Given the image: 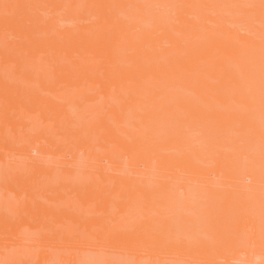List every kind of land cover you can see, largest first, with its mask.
I'll return each mask as SVG.
<instances>
[{
    "label": "bare ground",
    "instance_id": "1",
    "mask_svg": "<svg viewBox=\"0 0 264 264\" xmlns=\"http://www.w3.org/2000/svg\"><path fill=\"white\" fill-rule=\"evenodd\" d=\"M7 1H9V0H0V19H1L0 22L3 23L4 21H6L5 23H7L9 21L10 23H12L11 21H14V23H12V25L18 27L17 29L19 30V32L17 34L18 30L12 29V27L10 28V26L8 25L9 22H8V24L4 25V27H6V28H4L3 26L0 25V29H1L0 34H1L3 28L5 29L3 31H6L7 33L6 34L3 33L2 35L8 34L7 36H0V38L3 40L4 37H7V42L11 40V44H14L13 45L14 48L12 46L11 47L12 49L9 50V51H11V50L12 51L8 52V54L5 55V61H7L8 59H10V60L7 62H5L3 60L0 63L5 62L4 63L5 66L7 65L9 67L12 65H8V64H10V62H12V63L14 62L13 67H16L14 65L17 64V66H20L22 68L21 65L22 64L24 65L23 59L27 58V55L33 53L32 55H29L28 57L31 58L30 56H32V57L34 56L33 58H31V60H34V61L38 60V63H37V64H39L38 67L33 66L36 61L35 62L34 61L29 62L28 61L29 64L32 63V64H30L31 66H29L30 68H32V70L26 66H23V69H24V67H26V70H24V72L25 71H31L33 73L32 75L34 76L33 78H35V79H36L35 74L38 73V75L40 77H38L36 74L37 82L35 81V79L32 80V82H34V81L36 82L37 86L39 85L38 84V83H40L39 81L43 78V76L46 72H50L49 75L51 74L54 77L53 68L55 67L54 64L59 62L57 60H62V62H63V59L65 60V57H66V59L70 58V57H67L65 50H63L66 48L65 45H67V47H68V44L75 46L76 48H74V50L78 48V51L75 50V52H76L75 56L77 57V55H80V56H78L80 61H82V60L86 61L87 58H92V56L90 57V55H92V54L89 55V53L91 52L89 49L90 48L89 45L95 44L96 43L95 41H97V43H100V42L102 43V41L105 40V38H108V36L110 35V39H106L103 42V44H105V42L108 44V46L105 45V47L107 46L108 48H104V50H105L104 52H106L105 56H103L104 55L103 50L101 51V49H103V48L101 46L99 47V52L101 51L103 53V54H101V56H103V58L100 59L102 66L99 64L100 67L97 66V68L103 67L101 69L102 73L104 71L107 72L109 70V68H110V70H109L110 73H112V71L115 72L116 69H118V72L116 71V74H112V75H114V77H116L117 79H120V80H117V79H116L117 81L112 80L113 77L112 78L110 77L112 75H108V74H105V75H107V77L109 76L108 78L106 77L107 79L106 78L102 79L100 77L103 81L108 80L107 83H109L107 85L108 87H105V89H103L105 91L107 90V92L104 94L99 93V95L102 94L104 96H102V95L97 96L98 94H96V93H91V94L89 93L88 94L87 89L90 88L91 86H88V88L85 89L83 92L79 91L80 94H83L82 97L77 92L78 94L76 95V98L74 99L73 96H75L76 93L72 94L73 90L72 91L69 90L68 93L61 96V98H60L61 100L59 99L60 102L58 104V108L61 109V114H59L60 115L59 116V122H60L59 126L65 125L66 127H61L63 129L65 128L63 131H61V129H59V128H56L55 130L53 129V131L51 133V137L53 139L52 144H55L58 141L59 137H61L63 135L65 136V134H67V135L69 134L71 137L73 130H76L75 128H78L81 125H83L85 127L87 122H92L93 118L98 119V122L91 123V124L96 123V126L92 125V127H94V128L91 127V130L92 129H95V130H92V132L90 129L88 131L85 130L86 134H84V135H85L86 139L84 140L85 141L84 142V148H82L83 150H82L81 154H77V153H76V155L74 154L75 155L74 158L81 160V163H80L81 165L78 164L79 168L76 169L75 167H69L70 170H68V169H64L65 167H63L60 170L64 169V170H68L69 173H72V170L74 169L73 171L75 173L77 171H80V170L81 171L79 173H81L84 170H82V168L80 169V167H82L86 164H89V163H87L88 160L86 158H88L90 155L92 157V154H93V156L97 155L96 150L98 147H101V146L104 147V148L101 147L103 151L105 150V147H107V149H108V147H109V149L112 147V150L114 149L115 152L120 149L121 151L116 152V153H120L122 157L126 156L130 160H135V159L140 160L141 161L140 163H142V167L144 166V169L142 170L143 172L140 171L141 169L138 170V172L140 171L139 172L140 174L145 172L146 174L145 173L144 174L147 175V178L145 180L143 179V181L140 183L141 184L140 186L136 187V185H134V183H132V184L130 183L131 182L130 181L131 180L130 179L131 174L138 175L139 173L137 171H136L137 173H131L130 175H128L129 172L126 171V175L124 174L121 177V179L117 178L112 182V184L111 183L108 184L109 188H107V185H106L108 182L105 183L104 185L101 184L102 186L99 185L103 190H106L108 192L107 193L108 196L106 195L105 196L106 198L104 197L105 198L104 205H106V206H104L103 209L99 210V212L104 211L102 213L103 215L102 214L98 215L99 217H102V218L103 217H110V218L111 217H118L117 219H120L119 217H132V218L133 217H144V218L145 217H148V218L149 217L150 218L151 217H158V219H159V217H164L162 222H164L166 220L168 221V217H174V218L175 217H181V218L187 217V220H188V217H191V218L194 217V221L199 220L202 217L203 219L206 218V220H203V222L206 221L204 223L201 220V223L204 224L205 226H203V227L201 226L202 228L199 226L200 230L196 228L197 230L202 231V229H204V227H205V230L207 232H209V229H210V232L212 234V226L211 225H215L216 231L218 229L223 234V236H224L223 238H225L226 233H229V235H231V237L235 236V235H232L230 233V231H228V232L226 231V233H225L224 229H227V228H231V230H232V228L234 229L233 226H235L234 224H236V220H238V218H239L238 213L239 212L242 213V211H243V213H245L246 210L250 211V208H253V205L255 206L256 203L258 205L259 202L262 200L261 203L258 206H255V208H253L252 212L251 211L250 212H251V215H253V213L255 214V212H257L256 208L259 209V206H261V204H262V208L260 207L259 212L255 214V215H258L257 218L255 219V222H257L259 220V218L263 217L262 218V224H261L260 228H262V230H264V227H263V225H264V223H263L264 222V207L263 206L264 205L262 203V202H264L263 201L264 200V190H263L264 188L262 190H260L261 185L259 187V183L261 182L260 181L261 179L258 177L259 173L256 174L254 172L255 167H256V170L261 169V171L264 168V166H262L260 168L261 164L264 163V161H263L264 159L262 158V156L264 155V150H262V147L264 149V146H263V144H264V0H14V1H16V3L12 2V0H10L12 2V5L14 3L16 4V5L14 4L16 8L15 7L11 8V5H8L11 2L7 3ZM18 3L20 5H18ZM19 7H22V8L19 9ZM7 8H9V10ZM1 9L3 10V12L5 14L1 13L2 12ZM5 9L8 12L9 11L10 12L13 11V12H11V13L9 12L10 13V15H9L8 13H6ZM26 9L27 10L30 9L31 11L29 12V10L27 11ZM26 12H29V13H26ZM1 14H4V15H1ZM7 18H9V19L7 20ZM11 18H13V19H11ZM21 18H25V21H28L29 24H28V22H24V19L22 20ZM26 18H28V20H26ZM74 21H78L81 23L79 26L80 28L77 26H74L72 24ZM26 24H28V25H26ZM7 26H9V28ZM6 29H8V30H6ZM95 29L99 31L100 35H105L106 37L104 39H102L101 41H99L100 39H98V38L100 36L96 38V36H93V34L91 35V33H90V35L92 37H95V38L91 39V38H86V36H85L84 40H86L87 44H84V45H82V42H80V40L76 39L78 35H80L82 33L87 34L89 32H92ZM75 30H77V32ZM73 31L75 32L74 36L70 38L69 33L73 32ZM10 32L11 33L13 32L12 34H14V36H13L14 38L12 37V35H10ZM21 32H23V33H21ZM9 35L11 36L12 39L10 38L8 40ZM15 36H18L19 38L15 37ZM15 38H18V40ZM100 38H102V37H100ZM20 39L23 41L25 39L26 42L24 41L25 43L22 44L24 47H25V44H27L29 42L27 44V46L25 47L29 50L28 52H26V53H28L27 55H26V53H23L25 49L20 47V46H22L20 44V41H21ZM15 40L17 42H15ZM70 40H72V41L70 42ZM3 41H6V39ZM7 42H2V43H3V45H8V44H6ZM2 43H0V45ZM83 43H85V41ZM103 44H102V46H103ZM71 45H69V46H71ZM46 46H48L50 48L48 49ZM17 49H19V51ZM0 50H1L0 51V55H1L2 49L0 48ZM21 50H23V52ZM39 50H41V51H39ZM43 50H46V51L43 52ZM17 51L19 52V54L17 53ZM56 51H59V54ZM62 51H64L63 54L66 56H64L62 54ZM38 53L40 55H36ZM91 53H93V52H91ZM13 54L15 55V57H17V59H15V60L13 59L14 58ZM57 54H58V56H56ZM9 55L11 57H8ZM59 55L60 56L62 55V56L59 57ZM54 56H55V58H54ZM99 56H100V53H99ZM50 57H52V59ZM50 59L52 60L51 61L52 63L50 62L51 65L49 63L47 64L45 62V61L49 62ZM18 60L20 62H18ZM70 60L72 63L75 62L77 64H80V62H78V60H76L75 57L73 59L71 58ZM100 61L98 63H100ZM103 61H104V63L102 64ZM109 61H110L109 64L111 67L109 66V68H108V64H107L108 70L107 69L104 70V68H106V63H108ZM75 63H73V64H75ZM84 63L82 62V64H84ZM4 64H2L3 69H4ZM77 64H75V65H77ZM82 64H80V65L82 66ZM2 65H0V66H2ZM68 65L71 66L72 64H68ZM48 66L51 69L50 71H49ZM36 68H37V70H36ZM11 69L9 68L10 71L8 69L7 70L9 72H13V73L17 70V69L14 70V68H12V67H11ZM72 69H73V67L72 68L70 67V69L65 74L63 73L64 70L61 71L63 73V75L57 74V77L60 78L61 77L60 75H62L61 79H64L65 76H67V75L69 76V74H70L69 71ZM121 69H123V70H121ZM128 69H130V70L128 71ZM0 70H1V68H0ZM1 71H0V73H1ZM5 71H6V69H5ZM5 71H4V73H1L2 76L3 75L6 76ZM35 71H37V72L35 73ZM19 73L20 72H18V76L22 77ZM102 73H100V74H102ZM9 75H11V73H9ZM15 75H17V73ZM46 75L44 77L47 78L48 75L47 76ZM90 75L92 77H90ZM96 75L99 76L98 74H96ZM120 75H122V76H120ZM74 76H73V78L72 77H69V78L74 79L75 78ZM93 76H94L93 73L92 74L90 73V74L86 75V78L87 77H88V79L91 78V80H90V82H91L95 78ZM102 76H104V74ZM7 78H9V76ZM25 78L26 77H24L23 79H25ZM52 78H49V79H52ZM83 78H85V75ZM15 80H16V78H15ZM19 80H21V79L19 78ZM44 80H47V79H44ZM78 80H80V79L78 78ZM7 81H9V80H7ZM14 81L12 80V82H14ZM28 81L29 80L27 79L26 83H28ZM112 81L113 82L115 81V82L113 83ZM9 82H7V83H9ZM15 82L17 83V81H15ZM71 82H75V81H71ZM16 83H13V84L15 85ZM46 83H49V82H46ZM46 83H44V85ZM50 83L52 84L53 81ZM61 83H66V82L61 81L60 83L59 82H57V84L55 83V85H56L55 88L57 89V91H58V89H61L60 88L62 86ZM77 84L79 85L78 82H77ZM40 85H41V83H40ZM66 85H64L62 88L66 87ZM8 87H9V85H8ZM24 87H25V89L27 88L26 86H24ZM31 87H34V86H31ZM31 87L30 88L28 87V90H26L27 92L25 91L26 94L21 93V95L22 94L25 95L24 100L29 99V97H30V99L33 100L34 95H30V94L32 93L31 91L35 87L34 88H31ZM41 87L42 86H40V88ZM72 87H73V85H72ZM122 87L125 88V90L123 92L121 91V89H123ZM43 88L47 89L49 87H43ZM19 89H17V90H19ZM21 89L19 90V92L21 91ZM70 89H73V88H70ZM22 90H24V89H22ZM64 90H65V88H64ZM98 90H102V89H98ZM37 91L38 90L33 91L32 94H34ZM53 91L56 92L55 89H53ZM85 91H86V93H85ZM89 91H90V89H89ZM96 91L97 90H95L94 92H96ZM119 91L122 92V94H124V92L127 93V94H124L125 96L127 95V97H128V98L126 97L127 99L125 98L126 100L123 99L124 97L122 99H120V100H123V102L118 99V98H121L120 96L122 95V94L120 95ZM11 93L13 94L15 92L13 91ZM27 93L29 94V96ZM61 93L62 92H60V95L63 94V93L62 94ZM78 95L81 98H77ZM105 95H106V98H105ZM118 95H119V97H116ZM35 97H36L37 102L41 101V96L38 93L35 94ZM11 98H13V97H11ZM70 98H72V100H75V101L77 99H79V100L76 101L74 103V105H72V104L69 105L68 102H69ZM16 99H17V97H16ZM114 99H115V101H114ZM52 100H53V98H52ZM1 102H3V104H5V101L1 100L0 104H1ZM45 102L46 101H44V103ZM51 102H53V101H51ZM119 102L121 104H116ZM16 103H19V104H16ZM16 103H15L16 105L13 103L14 106H12V107H11L12 104L11 105L8 103L7 104L12 109L14 107H16V108H14V111H16L17 114H19L22 112V110L24 108L20 112L18 110V106L20 105L21 102H16ZM26 103H28V102H26ZM29 103L31 104V102H29ZM122 103H125V104H122ZM154 103L155 104L157 103V107L155 109L154 108L151 110L149 109L150 110L149 111L148 110L149 106L154 104ZM23 104H25V103L23 102ZM41 104H43V103H41ZM115 104L117 107H119L120 105L122 107L115 109V108H117L116 106L113 107V105H115ZM42 106H44V104L41 105V108H42ZM34 107L32 106L33 109H34ZM47 107L48 106H46L44 108L47 109ZM50 107L52 108L53 106H50ZM0 108L2 109L3 107H0ZM105 109H107V110L104 113L103 111ZM34 111L35 110H33V112ZM12 112H13V110H12ZM23 112H26V109ZM49 112H53L52 109L49 110ZM101 112H103V113H101ZM3 113H4V111H3ZM17 114H16V117H18ZM21 114L23 115L24 113H21ZM21 114H20V116H21ZM42 114H44V113H42ZM47 114H48V112H47ZM94 114L95 115L99 114V115H96V117L92 118V116ZM100 114H102L103 117L101 116V117L97 118L98 116H100ZM24 116L28 117L25 114L22 117H24ZM44 116H45V114H44ZM48 118H46L44 120H47ZM19 119H21V117ZM24 119H26V118H23V120ZM89 119H92V120L89 121ZM39 120H40V118H39ZM30 121H32V120H30ZM46 122H41V123L46 124ZM59 122L57 120V123H59ZM29 123H32V122H29ZM91 124H89V125H91ZM114 125H115V127H114ZM116 125H117V127H119V129L116 128ZM26 126H28V125H26ZM40 126H41V124H40ZM76 126H78V127H76ZM57 127H58V125H57ZM102 127H103L104 131L106 128L107 135H105V136H102V135H104V133H102L104 131L100 130ZM108 127H109V129H108ZM109 130L111 133L109 132V134H108ZM88 132H89V134H88ZM116 132H119V133H116ZM24 134H25V132H24ZM30 134L31 133L26 134V136L27 135L29 136ZM67 135L65 137L69 138L68 137L69 135L68 136ZM123 136L130 137L131 141L127 137V139L130 142L129 141L126 142L125 139H123L124 138ZM101 138L103 140L105 139V141L101 142L102 141ZM259 139H261V140L263 139V140L260 141ZM68 140H70V139H68ZM246 140H248V141H246ZM254 140H256L258 142L256 143V141H254ZM76 141H78L77 138H76ZM259 141H260V143H259ZM41 142L37 144L38 147H40L39 145L41 144ZM69 142H71V141H69ZM240 142H241V144H240ZM253 142H255V146L257 144L261 145V146L258 145V147L259 146L261 147V148L260 147L258 148L259 152H257L258 150H256L257 147H253L254 146ZM261 142L263 144H261ZM114 143L117 145V147L120 146V148L118 147L119 149H115L114 148L115 145H113ZM244 143L246 145H244V147H243ZM41 145H43V143ZM43 146H45V148H43V149H46V145H43ZM240 147H243L241 149L242 151L243 150L245 152L248 151L247 156H248L249 160L248 159L246 160V158H247L246 155H245L246 158L243 159L244 158L243 155L240 156L237 154V151L239 150ZM56 148H58V146ZM74 148H75V146H74ZM249 148H250V150H249ZM253 148H255L254 149L255 152H254ZM53 149L54 148H52V150ZM76 150H79V149H76ZM252 150L254 153L249 152ZM260 150H261V153H260ZM109 151H107L108 153L107 152L106 153L110 156H106L107 154H105V156L107 158L112 157L113 155H115L113 157H117V159L120 158V157H118L119 154L117 155L116 153H113V151L112 152L111 151L109 152ZM23 152H26V151L24 150ZM28 152L30 154L32 153V151H30V150ZM28 152H26V153L28 154ZM37 152L41 153V149H39ZM37 152L34 151V153H37ZM256 152L258 153L259 156L257 158H254L255 157L254 154H257ZM71 153H73V152H71ZM94 153H95V155H94ZM67 155H69V158L67 157ZM71 155H73V154H71ZM252 156H254V157H252ZM66 157L68 158V160L71 158L69 153L66 154L64 159ZM170 157L172 159L174 157V160L173 161L170 160L171 159ZM168 158H170V159H168ZM94 159L96 161V158H94ZM111 159H110L111 163L112 162H113V164L118 163L116 160L115 161L113 160L115 158H113L112 160ZM255 159L256 160L258 159L257 160L258 162ZM259 159H262V161H260ZM92 160H91V162H92ZM167 160H170V161H167ZM245 160H246V162H245ZM83 161H85L86 164L83 165V163H85ZM249 161H251V162H249ZM254 161H256V162H254ZM259 161L261 162V164L259 163ZM22 162H24V161L22 160L21 163ZM89 162H90V159H89ZM100 162H102V160H100ZM136 163H138V162L136 161ZM140 163H139V168L141 166ZM89 165L91 166V164H89ZM89 165H87V166L89 167ZM87 166H86V168H88ZM257 166L259 168H257ZM26 167L27 166H25L24 168H26ZM44 167H47V166H44ZM44 167L42 168L43 171L39 172L40 176L36 175V176H38L37 177L38 179L36 182H34L35 185H32L33 183L30 182L31 184L28 187L31 186L33 188L34 186L37 185V183L40 186L45 184V182H46L45 180L47 179V176H43V175H45L44 172H46V174H48L47 168H49V167L45 168V171H44ZM66 167H68V165ZM252 168H253V172L251 170ZM83 169H85V168H83ZM24 170H26V169H22L21 172L18 171L19 173L16 171V176H18L17 173L20 175ZM241 170H243V171L247 170L248 171L247 173L251 172L250 173L251 174L250 181L248 178H247L248 179V181H247L246 179H244L242 177L245 181H247V182H244L240 176V178H241L240 182L243 181L244 183H247V184H243V183L240 184L239 179L238 180L234 179V177H235L234 175H236L238 171L241 172ZM129 171L131 172V170H129ZM74 172H73V174H75ZM257 172H259V171H257ZM42 173H43V175H41ZM254 173L257 175V177H255ZM182 174H185V175L181 176ZM243 174H244V172H242L241 175H243ZM262 174H261V177H262ZM252 175H254V176H252ZM42 176H43V178H42ZM169 176L171 179L169 178ZM85 177H83V178H85ZM88 178H85L86 180L84 181V182L87 181L86 186L87 185L92 186V184L94 185L95 179L92 177H90L89 179ZM253 178H256L257 181L260 179L257 186H256L257 182L254 181L256 179L251 180ZM42 179H43V182H40V184H39L38 181L39 180L41 181ZM103 180L106 181L107 179L106 180L103 179ZM81 182L83 183V180ZM81 182H79V183L81 184ZM251 182H252V184H251ZM80 184L77 185L79 189L76 187L77 188L76 191L81 190V188H82L81 186H83V184H85V183H83L81 185ZM128 185H129V187H128ZM130 186H132V188ZM125 187H127L126 188L127 190H124ZM135 187H136V189H135ZM30 188L28 190H30ZM43 188H44V186H43ZM232 188L233 189L235 188L234 192L236 190V192H235L236 195L234 194L235 195L234 196L232 194V197L234 196L235 198L233 197L232 198L233 200H232L229 197L228 201L230 199H231V201L229 202V204H227L228 203L227 202L226 203L227 205H226L224 203L227 200V199H225V192L228 193L227 190H229V193H230V191L233 190ZM28 190H26V191L24 190V192H27ZM36 190H39V189L37 188ZM110 190H113V191H110ZM121 190H123L122 194L127 192L128 196L125 195V198L127 196V199H125V198H123V199L114 198L115 197V196H113L114 194L112 195V192L118 193ZM128 190H129V192L130 191L131 192L128 193ZM239 190H240V193H239ZM259 190L262 193L258 192ZM34 191L32 192V194L34 193ZM117 193H116V195H117ZM109 195L112 196L111 199H109V197H110ZM256 195H258V197L254 199L253 197L254 196L256 197ZM32 196H35V195L33 194V195H31V197ZM118 196H122V195L119 194L116 197H118ZM260 197H261V200L258 199ZM119 198H122V197H119ZM252 198H253L254 204L250 203V200ZM2 199L4 200V204H5V201L8 202L11 200V199H9L8 195H4L2 197ZM114 199H115V202H114ZM118 201H119V203L117 204ZM248 203H250V206H251L249 209L247 208ZM20 206H22V205L20 204ZM248 206H249V204H248ZM243 207H244V209H243ZM18 208H19L18 211L20 212L21 211L20 209L23 207H18ZM11 209H13V208H11ZM74 210L75 209H73L72 211H74ZM0 211L4 212V209L0 210ZM249 211H248V213H249ZM4 213H2L1 214L2 216H0V217L7 216L6 214H8L9 212L5 213V214ZM13 214H15V213H13ZM17 214H19V213H17ZM94 215H93V217H96ZM165 217H167L166 220H165ZM196 217H200V218L196 219ZM218 217H223V219H225L224 222L226 223V225H225V223H223L222 225H224L225 227H222V229H219V226L217 228L216 223H218L217 222ZM224 217H226V218L228 217L229 222H230V219L234 220L235 223H233L231 221L233 226H229V222L227 224V222H226L227 219ZM33 218H32L33 220L32 219L31 220L35 223L36 219H35V217H33ZM174 218H171L172 226H173L172 220ZM181 218H179V219H181ZM233 218H235V219H233ZM208 219H209V223H211V224H209L210 226L208 225V227H206L208 224L207 223ZM6 220H7V217H6ZM110 220H112V219H110ZM147 220L148 219L146 218V221ZM154 220H156V219H154ZM169 220H170V218H169ZM185 220H186V218H185ZM30 221H29V223H30ZM48 221H50V220H48ZM135 221H137V220H134V222ZM144 221L145 220H143V223H142V221L140 220L141 223L139 222L137 224L140 227H141V224H143L144 227L146 225V228H147L146 221H145V223H144ZM159 221H161V219H159ZM214 221H215V223H214ZM134 222L132 223V225L135 224ZM180 222L178 221V223H180ZM0 223H2V222H0ZM111 223H112V221H111ZM174 223H175L174 224L175 231L178 232L177 231L178 229L176 227V225L178 226V224L176 222H174ZM183 223L185 224V226H184V224H182V227L184 226L183 229H185V227L187 226L186 225L187 223H185V222H183ZM197 223H199V222L197 221ZM104 225L105 224H103L102 227H104ZM149 225H150V223H149ZM162 225H164V223ZM167 225H168V223H167ZM167 225L165 222V226H167ZM1 226H3V225L1 224L0 227ZM188 226H190V228L195 229L193 226L191 227V225H188ZM258 226L259 225H257L256 227L258 228ZM135 227L133 230H136L137 227L136 228ZM156 227H157V224H156ZM169 227H170V223H169ZM104 228L106 230L107 225ZM158 228L160 230L162 228V226H161V228L160 227H158ZM193 229H191V232L189 231L188 228H187L188 231L187 230H185V231L187 233L189 232L191 234L197 233V231L194 232L195 230H193ZM101 230H99V231L96 230V232L98 231V234L100 233V235H101V232H102ZM133 230H131L132 235L134 234V232H132ZM165 230L166 229H164V231ZM173 230H174V228L171 231L172 234H173ZM160 231H162V229ZM235 231L236 230H234L232 233L234 234ZM110 232H108L107 235L112 234ZM152 232H154V229H153V231H151L149 233L150 236L154 234ZM176 232L171 237L173 239L177 238V240H175V241L177 243H180L179 242L180 239H178V236L176 237V235L178 234ZM256 232L254 234H256ZM139 233H140V230H139ZM144 233L141 234L142 238L144 237ZM165 233L167 234L166 235L167 238L170 237L169 235H171V233L169 230H167ZM257 233H258V235L257 234L256 235L260 236L259 234L261 232L258 231ZM65 234H67V233H65ZM65 234L63 235V237H66ZM145 234H147V236H148V233H145ZM191 234H190V236H191ZM237 234H238V231L236 232V236H237ZM100 235H98L99 237H97V239L102 238V237H100ZM195 235H197V234H195ZM227 235H226V238H227ZM239 235L240 234H238V236ZM261 235H262L261 237L264 240L263 231H262ZM14 236H18V235H14ZM68 236L69 235H67V237H66L67 239H68ZM96 236L97 235H95V237ZM126 236H127V239H129L128 234L125 235L124 238H126ZM135 236H136V234H134V236L129 241L127 239H125L126 241H128L129 246L132 244L131 240L134 241ZM137 236H139V234ZM163 236H165V235H162V237ZM19 237H17V239L20 240L21 237L20 238ZM145 237L143 238V240L146 242L148 239L147 238L145 239ZM165 237H164V241H165L164 245H166V243H167V238L165 239ZM203 237H205L203 241L206 242L205 240H206V237H208V236L205 235ZM210 237L211 236H209L207 239H209ZM261 237H260V239H262ZM137 238L134 242H137V241L139 242L138 239H140V240L142 239L140 236L138 239ZM154 238H155V234H154ZM172 238H168L169 241ZM196 238L193 239V241H190L191 238H189L190 240H187L188 238L186 240H184V241H187L186 245H187V243H189V245H187L186 248H188L191 245V243L194 245V242H196L198 240V237H196ZM252 238H254V237H252ZM108 239H110V238L108 237ZM199 239H200V236H199ZM212 239L213 240L215 239L214 243H216V240H217L218 244L222 243V242L220 243L219 240L217 238H215V236L210 238L209 241H211ZM236 239H237V237H236ZM239 239L241 240V238H239ZM111 240H112V238H111ZM156 240L159 241V239H155L153 241H156ZM263 240H262V242H263ZM18 241H15V242H18ZM64 242H65V240H64ZM138 242H137V246H139ZM204 242H202V244L200 245L201 249L203 248L202 246H203ZM230 242H233V241H228V243H230ZM234 242H233V245H234ZM262 242H261V244H262ZM23 243L26 245L25 242H23ZM129 243H131V244H129ZM237 243H238V241H237ZM237 243H236V245H240ZM169 244H170V242H169ZM174 244H170L168 246V243H167V246L165 248L166 249H167V247L172 248V246L174 248V246H175ZM218 244L216 245V247L218 246ZM27 245H29V244H27ZM154 245L156 247L158 246V244H156V243H154ZM213 245H214V250L213 249L212 250H213V252H215V244H213ZM222 245H226V244L222 243ZM228 245H232V243L228 244ZM31 246L33 247V245H31ZM205 246H206V244H205ZM249 246H250V244H249ZM27 247H29V246H27ZM234 247H231V249ZM253 247L255 248V246H253ZM256 247H257V245H256ZM259 247L261 250L262 249L261 245ZM259 247H258V249H259ZM193 248L194 247H192V250H193ZM209 248H210V246L208 247V249ZM152 249H154V248H152ZM188 249H186V250H188ZM196 249L200 250L198 248V245H197ZM150 250H151V248H150ZM175 250H176V248H175ZM175 250H174L173 254L177 253V252H175ZM192 250L190 248L189 251L191 252ZM202 250H204V248ZM223 250H224L223 251L224 254L227 253V251L225 250L224 247H223ZM154 251H156V250L154 249ZM135 252L136 251L130 252L129 254L135 253ZM169 252L171 253V251H169ZM188 252L186 251V253H188ZM190 252L187 254V256H189L188 258L193 256V255L192 256L189 255V254H191ZM193 252H195V251H193ZM205 252L207 253V251H205ZM138 253H140V252L138 251ZM148 253H149V251H148ZM49 254L50 253H48V255ZM141 254H144V253H141ZM177 254H179V253H177ZM194 254L196 256V253H194ZM145 255H147V253H145ZM215 255L216 254L214 253L213 256H215ZM253 255H254V253H253ZM16 256H17V254H16ZM148 256H150V255H148ZM202 256H205V255H202ZM111 257H109V259ZM151 257H152V254H151ZM177 257L178 256H176V258H175L173 256V259L171 261H166L165 263H162V264H182V260L185 259L183 257H185V256H183V257L180 256V258H177ZM256 257L254 258V260L256 259ZM122 258L121 259L119 258L118 260L119 261L123 260L124 258L123 259ZM132 258H134V257L132 256ZM132 258H130V259H132ZM198 258H199V255H198ZM206 258H208V257H206ZM226 258H231V256L228 255V257H226ZM259 258H260V256H259ZM127 259H129V258H127ZM216 259H215V261H216ZM221 259L223 260V258H221ZM242 259H243V257H242ZM250 259H252V258H250ZM111 260H112V258H111ZM203 260H205V258ZM259 260L261 261V259H259ZM132 261H133V259H132ZM241 261L242 260H240V262ZM247 261H249V258ZM255 261H258V260H255ZM260 261H258L259 262L258 264H260ZM127 262H129V264H131L130 260ZM134 262H136V261H134ZM147 262H148V260H147ZM147 262H145V263H147ZM227 262H229V261H226V263ZM245 262L243 264H245ZM249 262H248V264H249ZM263 262H264V260H263ZM121 263H123V261H121L120 264ZM126 263H123V264H126ZM150 263H151V261H150ZM222 263L223 262H221V264ZM226 263H224V264H226ZM135 264H137V262ZM148 264H149V262H148ZM235 264H237V263H235ZM240 264H242V263H240ZM246 264H247V262H246ZM254 264H255V262H254Z\"/></svg>",
    "mask_w": 264,
    "mask_h": 264
},
{
    "label": "rangeland",
    "instance_id": "2",
    "mask_svg": "<svg viewBox=\"0 0 264 264\" xmlns=\"http://www.w3.org/2000/svg\"><path fill=\"white\" fill-rule=\"evenodd\" d=\"M9 2H11L10 0L9 1H7V3H9ZM12 2H15L16 3V1H14V0H12ZM12 2L11 3H9L8 5H11V8L12 7H15V5L13 6L12 5ZM19 2V1H18ZM7 5V6H8ZM18 5H20L19 3H18ZM16 8V7H15ZM20 8H22V7H19V9ZM8 10H9V8H7ZM17 10V9H16ZM24 10V9H23ZM27 10V9H26ZM29 10V12L31 11L30 9H28ZM27 10V11H28ZM1 13H4L3 12V10L1 9ZM5 11H6V9H5ZM10 12V11H9ZM8 11H6V13H8L9 15H10V13L11 12H13V11H11L10 13H9ZM29 12H26V13H29ZM21 13V12H20ZM25 13V12H24ZM5 14V13H4ZM4 14H1V15H4ZM31 14V13H30ZM27 15V14H26ZM25 15V16H26ZM18 16V15H17ZM10 18V17H9ZM9 18H7V20L9 19ZM15 18V17H14ZM11 19H13V18H11ZM22 20L24 19V22H28V21H25V18H21ZM1 20V19H0ZM3 20V19H2ZM26 20H28V18H26ZM19 21V20H18ZM6 21H4L3 23H1L0 25L1 26H3L4 27V25H6V24H8V22L7 23H5ZM12 23H14V21H11ZM17 22V21H16ZM21 22V21H20ZM19 22V23H20ZM12 23H10L9 22V26H10V28L12 27V29H16V30H18L17 28L18 27H16V26H14V25H12ZM22 23V22H21ZM24 24V23H23ZM28 24H29V22H28ZM28 24H26V25H28ZM74 26H77V27H79L80 26V22H78V21H74L73 23H72ZM9 26H7L8 28H9ZM2 27V28H3ZM4 28H6V27H4ZM2 29V32H1V34H0V36H7V35H2L3 33H7L6 31H3V30H5V29ZM26 28V27H25ZM80 28V27H79ZM1 30V29H0ZM6 30H8V29H6ZM15 31V30H14ZM23 31V30H22ZM76 32H77V30H75ZM18 32H19V30L17 31V34H18ZM9 33V32H8ZM13 33V32H12ZM11 32H10V35H12V37L14 36V34H12ZM21 33H23V32H21ZM74 31L73 32H71V33H69V35H70V38L71 37H73L74 36ZM90 33H91V35L93 34V36H96V38L97 37H102V38H98V39H100L99 41H101L102 39H104L106 36L105 35H100V33H99V31L98 30H93L92 32H89V33H82V34H80V35H78L77 36V38L76 39H78V40H80V42H82V45H84V44H87V42H86V40H84V38H85V36H86V38H91V39H94L95 37H92L91 35H90ZM8 36V40L11 38V36ZM21 35V34H20ZM24 35V34H23ZM90 35V36H89ZM109 35V34H108ZM15 37H18V36H15ZM24 37V36H23ZM14 38V37H13ZM19 38V37H18ZM18 38H15V39H17L18 40ZM25 38V37H24ZM1 39V38H0ZM6 39V41H3V40H5ZM12 39V38H11ZM106 39H110V35L108 36V38H105V40ZM1 39L0 40V43H2V42H7V37H4V39ZM21 40V39H20ZM82 40V41H81ZM96 40V39H95ZM105 40H103L102 41V43L100 42V43H97V41H95L96 43L95 44H91V45H89V49H90V51L91 52H93V53H89V55L90 54H92V55H90V57L92 56V58H87V60L85 61V60H82V61H80V59L78 58V56H80V55H77V57L75 56L76 55V52H75V50H77L78 51V48L77 49H75L74 50V48H76L75 46H72L71 44H68V47H67V45H65V49H63V50H65V53L67 54V57H70L68 60L66 59V57H65V60L63 59V62H62V60H57V61H59L58 63H55L54 65H55V67L53 68V70H54V77L52 78L50 75H49V73L50 72H46L45 74H44V76L46 75L47 76V78L46 77H44L43 76V78L39 81L40 83H41V85H40V83H38L39 85L37 86V84H36V82H37V76L38 77H40L39 75H38V73H36L37 71H35V73L37 74V76H36V74H35V77H36V79L35 78H33L34 76L32 75L33 73L31 72V71H25L24 72V70H26V67H28V68H30L29 66H31L30 64H32V63H28V61L30 62V61H34V60H31V58H33L32 56H30L31 58H29L28 56L29 55H32V54H29V55H27L28 53H26V52H28L29 50L27 49V48H25L26 46H27V44L29 43H27V44H25V47L22 45V44H24L26 41H25V39H24V41L23 40H21L20 41V44L22 45V46H20L21 48H23V49H25L24 50V52H23V50H21L23 53H26V55H27V58H24L23 60V62H24V65L22 64L21 66H22V68L20 67V66H17V64L16 65H14V66H16V67H13V63L12 62H10V64H8V65H12V66H5V62H7V61H9L10 59H6L7 61H5V55L6 54H8V52H11V51H9L10 49H12L11 47L14 45V44H11V40L10 41H8L6 44H8V45H3V43L0 45V48L2 49V52H1V55H0V62H2L3 60L5 61V62H3V63H0V65H2V64H4V69H3V65L2 66H0V68H1V73H4V71H5V69H6V71H5V74H6V76L5 75H3L2 76V74L0 73V96L2 97H0V101L2 100V101H5V104H3V102H1V104H0V107H3L2 109L0 108V210H3L4 209V212L5 213H8V214H6L7 216H5V217H0V222H2V223H0V225L2 224L3 226H1L0 227V264H120V262L121 261H123V263H126L127 261H129L130 260V262L132 261V259H133V263L135 264L136 262H137V264H148V262H149V264H162V263H165L166 261H171L172 259H173V256L176 258V256H178L177 258H180V256L181 257H183V256H185V257H183V258H185V259H183L182 260V264H200L201 262V264H221V262H223L222 264H224V263H226V261H229V262H227L228 264H235V263H237V264H240V263H244L245 261L247 262V264H248V262H249V264L251 263V264H254V262H255V264H258L259 262L258 261H260L259 259H261V261H260V264H264V262H263V260H264V240H263V238L261 237L262 235H261V233H262V231H263V234H264V230H262V228H260L261 227V224H262V218L263 217H261V218H259V220L257 221V222H255V219L257 218V216L258 215H255L256 213H258L259 212V210H260V207L262 208V204H261V206H259V209L258 208H256L257 209V212H255V214L253 213V215H251V212H252V210H253V208H255V206H258L260 203H261V197L260 198H258V199H260L261 201L259 202V204L257 205V203H256V205L254 206L253 205V208H250L251 206H250V203H252V204H254V202H253V198L255 199V198H257L258 197V195H256V197L254 196L251 200H250V203H248L249 204V206H248V204H247V208L249 209L250 208V211L249 210H246V212L245 213H243V209H244V207H243V209L241 210L242 211V213H238V216H239V218H238V220H236V224H234L235 226H233V224L231 223V221L233 222V223H235L234 222V220H231L230 219V222H229V218L227 217H224V218H226L227 220H226V222H227V224H228V222H229V226H233L234 227V229L232 228V230H231V228H227V229H224V231H225V233H226V231L228 232V231H230V233L232 234V235H235L236 236V232L238 231V234H240L239 236H238V234H237V239H236V237L234 236H232L231 237V235H229V233H226L225 234V238H223L224 236H223V234L217 229V231H216V228H215V225H211L212 226V234H211V232H210V229H209V232H207L206 230H205V227H204V229H202V231H199L200 230V228H199V226L201 227H203V226H205L204 224H202L201 223V220H202V222H203V220H206V218L205 219H203L202 217V219L200 218V217H196V219L198 218H200L199 220H196V221H194V217L193 218H191V217H188V220H187V217H168V221L166 220L167 219V217H165V220L166 221H164V222H162L163 221V219H164V217H159V219H161V221H159V219H158V217H119L120 219H117L118 217H99L98 215H101L104 211H100L99 212V210H101V209H103L104 208V206H106V205H104V200H105V196L107 195V191L106 190H103L100 186H102V185H104L105 183H107L106 185H107V188H109V185L108 184H112V182L115 180V179H121V177L125 174L126 175V171H128L129 173H128V175H130L131 173H137L138 172V170H140V171H142L143 169H144V166L142 167V163H140L141 161L140 160H130L128 157H126V156H121V154L120 153H116V152H120L121 150L119 149L120 148V146H118L117 147V145L114 143L113 145H115L114 146V148L115 149H119V150H117L116 152L114 151V149L112 150V147L109 149V147H108V149L112 152L113 151V153H116L117 155H118V157H120V158H118L117 159V157H113V156H115V155H113L112 157H109V158H107L106 156H110V155H108L107 153V151H109L108 149H107V147H105V152L102 150V148H104L103 146H101V147H98L97 148V152H96V154L97 155H95V153H94V155L95 156H93V154H92V157H91V155L88 157L89 159H90V162H89V159L88 158H86L88 161H87V163H89V164H91V166L89 165V164H86V162L85 161H83V162H85V163H83V165L84 164H86V165H84V166H82V167H80V169L82 168V170H84V171H82L81 173H79L80 171H77L76 173L72 170V173H69V171L68 170H70V168L69 167H75L76 169H78L79 167V165H81L80 163H81V160H79V159H77V158H74V156L76 155V153L77 154H81V152H82V148H84V140L86 139V137H85V135L84 134H86V132H85V130H91V127H92V125H95L96 126V123L95 124H91V123H93V122H98V119H94L93 117H96V115H99V114H94L93 116H92V118H93V120L92 119H89V121L90 120H92V122H87V126L85 125V127L83 126V125H81V126H76V127H78V128H75L76 130H73V133L71 134L72 136L70 137V135L68 136L67 134H65V136L67 135L69 138H66L64 135L63 136H61V137H59V139H58V141L55 143V144H52L53 143V139H52V137H51V133H52V131H53V129L55 130L56 128H59V129H61V131H63L64 129L63 128H61V127H66L65 125H63V126H59L60 125V122H59V114H61V109H59L58 108V104H59V102H60V98H61V96H63V95H65L66 93H68V91L70 90V91H72V94H75V96H73L74 97V99L76 98V95L79 93V91H84L85 89H87L88 88V86H91L90 88H88L87 90H88V94L90 93H96V94H98L97 96H101V95H99V93H106L107 92V90L105 91V90H103V89H105V87H108L107 85L109 84V83H107L108 82V80H106V81H103L102 79L104 78H106L107 77V75H105V74H108V75H112V74H116V71L118 72V69H116V71L115 72H113L112 71V73H110L109 72V70H110V68H109V66H110V61L108 62V63H106V68H104V70L105 69H107V64H108V68H109V70L106 72V71H104L103 73H102V68H99L100 66H99V64L101 65V61H100V59H102L103 58V56H105V53L106 52H104L105 50H104V48H108L107 46H108V44L105 42V44H103V42L105 41ZM72 40H70V42H71ZM85 41V43H83ZM15 42H17L16 40H15ZM14 42V43H15ZM79 42V43H80ZM109 43V42H108ZM5 44V43H4ZM34 44V43H33ZM102 44H103V46H102ZM32 45V44H31ZM47 45V44H46ZM69 45H71V46H69ZM105 45H107L106 47H105ZM18 46V45H17ZM16 46V47H17ZM37 46V45H36ZM40 46V45H39ZM102 47L103 49H101V51L103 50V53H104V55L103 56H101V54H103L101 51L99 52V47ZM35 47V46H34ZM48 49L50 48V47H48V46H46ZM45 47V48H46ZM61 47V46H60ZM73 47V48H72ZM13 48H14V46H13ZM83 48V47H82ZM43 49V48H42ZM56 49V48H55ZM86 49V48H85ZM16 50V49H15ZM18 51H19V49H17ZM80 50V49H79ZM1 51V50H0ZM14 51V50H13ZM17 51V53L19 54V52ZM33 51V50H32ZM31 51V52H32ZM36 51V50H35ZM39 51H41V50H39ZM44 51H46V50H43V52ZM81 51V50H80ZM34 52V51H33ZM58 54H59V51H56ZM63 52L64 51H62V54H63ZM112 52V51H111ZM21 53V52H20ZM78 53V52H77ZM99 53H100V56H99ZM114 53V52H113ZM15 54V53H14ZM13 54V55H14ZM58 54L56 55V56H58ZM16 55V54H15ZM15 55H14V60L15 59H17V57H15ZM36 55H40L39 53L38 54H36ZM64 55V54H63ZM88 55V56H89ZM62 56V55H61ZM60 55H59V57H61ZM64 56H66V55H64ZM112 56V55H111ZM8 57H11L10 55L8 56ZM76 58V60H78V62H80V64H82V62L84 63V64H82V66L80 65V64H77V63H75V62H73V63H75V64H77V65H75V64H73L72 62H71V58L73 59V58ZM51 59H52V57H50ZM54 58H55V56H54ZM50 59V61L48 62V61H45L47 64L49 63L50 64V62L52 61ZM89 59V60H88ZM105 59V58H104ZM36 61V60H35ZM34 61V62H35ZM55 61V60H54ZM100 61V63H98ZM18 62H20L19 60H18ZM17 62V63H18ZM56 62V61H55ZM62 62V63H61ZM106 62V61H105ZM22 63V62H21ZM38 63V60L35 62V64L33 65V66H37L38 67V65L39 64H37ZM52 63V62H51ZM104 63V61L102 62V64ZM20 64V63H19ZM18 64V65H19ZM29 64V65H28ZM68 64H72L71 66L70 65H68ZM28 65V66H27ZM51 65V64H50ZM49 65V66H50ZM79 65V66H78ZM23 66H26V67H24V69H23ZM48 66V68H49V71L51 70L50 69V67ZM72 68L73 67V69L72 70H70L69 72H70V74H69V76L67 75V76H65V78L64 79H61V77H62V75H63V73L65 74L69 69H70V67ZM75 66V67H74ZM97 66H99L98 68H97ZM102 66V65H101ZM11 67L12 68H14V70H16L14 73L13 72H9L10 70H9V68L11 69ZM111 67V66H110ZM52 68V67H51ZM56 68V69H55ZM68 68V69H67ZM9 71H8V70ZM31 70H32V68H30ZM97 69V70H96ZM12 70V69H11ZM36 70H37V68H36ZM64 70V72L62 73L61 71H63ZM74 70V71H73ZM100 70V71H99ZM121 70H123V69H121ZM125 70V69H124ZM130 69H128V71H129ZM60 71V72H59ZM96 71V72H95ZM98 71V72H97ZM127 71V72H128ZM18 72H20L19 74L24 78V77H26L25 79H23L22 77H20V76H18ZM57 72V73H56ZM59 72V73H58ZM110 74H109V73ZM9 73H11V75H9ZM17 73V75H15ZM92 74L93 73V77H95L94 78V80H92L91 82H90V80H91V78L90 79H88V77L86 78V75H88V74ZM100 73H102V74H100ZM129 73V72H128ZM57 74H62V75H60L61 77L60 78H58L57 77ZM96 74H98L99 76H97ZM104 74V76H102ZM9 76V78H7L8 76ZM15 75V76H14ZM75 75V76H74ZM84 75H85V78H83L84 77ZM101 75V76H100ZM14 76V77H13ZM32 76V77H31ZM50 76V77H49ZM73 76L75 77L74 79H71V78H69V77H72L73 78ZM120 76H122V75H120ZM126 76V75H125ZM52 78V79H49V78ZM80 79V80H78V78ZM90 77H92L91 75H90ZM102 79H101V78ZM109 77V76H108ZM107 77V78H108ZM111 78H112V80H116L117 78L116 77H114V75H112V76H110ZM118 77V76H117ZM13 78V79H12ZM15 78H16V80H15ZM19 78L21 79V80H19ZM83 78V79H82ZM106 78V79H107ZM23 79V80H22ZM29 80L28 81V83H26V80ZM33 79H35V81L34 82H32V80ZM44 79H49L48 81L47 80H44ZM68 79V80H67ZM7 80H9V81H7ZM12 80L14 81H17V83L14 81V82H12ZM70 80V81H69ZM78 80V81H77ZM84 80V81H83ZM117 80H120V79H117ZM116 80V81H117ZM49 82V83H46V82ZM53 81V83L51 84L50 82H52ZM61 81H65L66 83H61L62 84V86L60 87L61 89H58V91H57V89L55 88V83L57 84V82H61ZM71 81H75V82H71ZM111 81V80H110ZM109 81V82H110ZM7 82H9V83H7ZM21 82V83H20ZM68 82V83H67ZM77 82L79 83V85L77 84ZM81 82V83H80ZM113 82V81H112ZM111 82V83H112ZM115 82V81H114ZM113 82V83H114ZM13 83H16L15 85L13 84ZM26 83V84H25ZM44 83H46L45 85H44ZM106 83V84H105ZM110 83V84H111ZM50 84V85H49ZM67 84V85H66ZM8 85H9V87L11 88H9L8 87ZM14 85V86H13ZM29 85V86H28ZM53 85V86H52ZM64 85H66V87H64L65 88V90H64V88H62ZM72 85H73V87H72ZM86 85V86H85ZM24 86H28L29 88L31 87V86H34V87H31V88H34L31 92L33 93V91H35V90H38L37 92H35L34 94H32L31 92V94L30 95H34V98H33V100L32 99H30V97H29V99H27V100H24V98H25V95H23V94H26V90H28V87L25 89V87ZM40 86H42L41 88H40ZM76 86V87H75ZM13 87V88H12ZM16 87V88H15ZM24 87V88H23ZM39 87V88H38ZM43 87H49V88H43ZM53 87V88H52ZM3 88V89H2ZM22 88V89H24V90H22L21 89V91L19 92V90ZM70 88H73V89H70ZM123 88V87H122ZM17 89H19V90H17ZM44 89V90H43ZM53 89H55L56 90V92L55 91H53ZM80 89V90H79ZM89 89H90V91H89ZM98 89H102V90H98ZM52 90V91H51ZM78 90V91H77ZM92 90V91H91ZM95 90H97L96 92H94ZM125 90V88H123V89H121V91L123 92ZM8 91V92H7ZM15 92V93H11V92ZM26 91V92H25ZM50 91V92H49ZM105 91V92H104ZM60 92H62L61 94L62 95H60ZM65 92V93H64ZM78 92V93H77ZM81 92V93H82ZM122 92H120L119 91V93H120V95L122 94ZM21 93H23L22 95H21ZM39 94L40 96H41V101L40 102H37V100H36V97H35V94ZM85 93H86V91H85ZM6 94V95H5ZM8 94V95H7ZM28 94V93H27ZM80 94V93H79ZM124 94H127L126 92H124ZM124 94H122L120 97L121 98H118L119 100L120 99H122L123 97V99H125L126 97H127V95L125 96ZM13 95V96H12ZM82 95L83 94H80V96L82 97ZM107 95V94H106ZM106 95H105V98H106ZM8 96V97H7ZM28 96H29V94H28ZM79 96V95H78ZM77 96V98H81L80 96L78 97ZM102 96H104V95H102ZM11 97H13V98H11ZM16 97H17V99H16ZM43 97V98H42ZM72 97V98H73ZM116 97H119V95L118 96H116ZM11 98V99H10ZM15 98V99H14ZM19 98V99H18ZM52 98H53V100H52ZM57 98V99H56ZM72 98H70V100H69V102H68V104L70 105V104H72V105H74V103L76 102V101H78L79 99H77L76 101L75 100H72ZM102 98V97H101ZM128 98V97H127ZM126 98V99H127ZM4 99V100H3ZM49 99V100H48ZM60 99V100H59ZM103 99V98H102ZM125 99V100H126ZM13 100V101H12ZM29 100V101H28ZM32 100V101H31ZM53 101V102H51V101ZM9 101V102H8ZM21 102L20 103V105L18 106V110L21 112V110H22V112L21 113H24L26 116H28V117H22L23 115L21 114V113H19V114H17V112L16 111H14V108H16V107H14L13 109L11 108L12 106H14L13 105V103L15 104L16 102ZM44 101H46L45 103H44ZM74 101V102H73ZM114 101H115V99H114ZM117 101V100H116ZM120 101H122L123 102V100H120ZM12 102V103H11ZM23 102L25 103V104H23ZM26 102H28V103H26ZM29 102H31V104L29 103ZM55 102V103H54ZM72 102V103H71ZM126 102V101H125ZM10 104L11 105V107L8 105V104ZM35 103V104H34ZM41 103H43L44 104V106H42V108H41V105H43V104H41ZM53 103V104H52ZM16 104H19V103H16ZM15 104V105H16ZM37 104V105H36ZM116 104H121L120 102L119 103H116ZM116 104L115 105H113V107H115L116 106ZM122 104H125V103H122ZM36 105V106H35ZM57 107H56V106ZM32 106L34 107V109L32 108ZM46 106H48L47 107V109H45L44 107H46ZM50 106H53L52 108L50 107ZM119 106V105H118ZM124 106V105H123ZM21 107V108H20ZM117 107V106H116ZM119 107H122L121 105L119 106ZM119 107H117V108H115V109H118ZM157 107V103L155 104H152V105H150L149 106V108H148V110L150 109H155ZM11 108V109H10ZM29 108V109H28ZM57 108V109H56ZM4 109V110H3ZM25 109H26V112H23V111H25ZM31 109V110H30ZM35 110L34 112H33V110ZM38 109V110H37ZM44 109V110H43ZM51 110L52 109V111L53 112H49V110ZM56 109V110H55ZM109 109V108H108ZM121 109V108H120ZM119 109V110H120ZM12 110H13V112H12ZM55 110V111H54ZM100 110V109H99ZM103 110V109H102ZM106 110L107 109H105L103 112L105 113L106 112ZM149 110V111H150ZM3 111H4V113H3ZM18 111V112H19ZM39 111V112H38ZM101 111V110H100ZM147 111V110H146ZM47 112H48V114H47ZM103 112H101V113H103ZM30 115H29V114ZM42 113H44L45 114V116H44V114H42ZM100 113V112H99ZM7 114V115H6ZM16 114H17V116L18 117H16ZM20 114H21V116H20ZM53 114V115H52ZM56 114V115H55ZM6 115V116H5ZM34 115V116H33ZM48 115V116H47ZM104 115V114H103ZM44 116V117H43ZM102 116V114H100V116H98L97 118H99V117H101ZM106 116V115H105ZM14 119H13V118ZM21 117V119H19ZM48 118L47 120H44V119H46V118ZM103 117V116H102ZM23 118H26V119H24L23 120ZM39 118H40V120H39ZM43 118V119H42ZM58 118V119H57ZM9 119V120H8ZM35 119V120H34ZM37 119V120H36ZM30 120H32V121H30ZM34 120V121H33ZM57 120H58V122L59 123H57ZM25 121V122H24ZM32 122V123H29V122ZM40 121V122H39ZM47 121V122H46ZM49 121V122H48ZM51 121V122H50ZM35 122V123H34ZM41 122H46V124L45 123H41ZM40 124H41V126H40ZM89 124H91V125H89ZM26 125H28V126H26ZM45 125V126H44ZM47 125V126H46ZM57 125H58V127H57ZM19 126V127H18ZM21 126V127H20ZM114 127H115V125H114ZM33 128V129H32ZM86 128V129H85ZM92 128H94V127H92ZM113 128V127H112ZM116 128L117 129H119V127H117V125H116ZM49 131H48V130ZM108 129H109V127H108ZM115 129V128H114ZM41 132H40V131ZM47 130V131H46ZM58 130V129H57ZM92 130H95V129H92ZM92 130H91V132H92ZM101 131L103 130V127L100 129ZM99 130V131H100ZM45 131V132H44ZM51 131V132H50ZM60 131V132H61ZM100 131V132H101ZM104 131V130H103ZM119 131V130H118ZM24 132H25V134H24ZM90 132V131H89ZM89 132H88V134H89ZM99 132V133H100ZM109 132H110V130L108 131V134H109ZM29 133H31L29 136L27 135L26 136V134H29ZM102 133H104V135H102V136H105V135H107V133H106V128H105V131L104 132H102ZM101 133V134H102ZM111 133V132H110ZM116 133H119V132H116ZM91 134V133H90ZM83 135V136H82ZM124 138L123 139H125V141L127 142V141H131V139H130V137H128V139H127V137L126 136H123ZM47 138V139H46ZM73 138V139H72ZM76 138H77V140L78 141H76ZM103 138V137H102ZM101 138V142H104L105 141V139L103 140ZM68 139H70V140H68ZM127 139V140H126ZM47 140V141H46ZM260 141H262L261 139H259ZM42 141V142H41ZM69 141H71V142H69ZM129 141V142H130ZM246 141H248V140H246ZM252 141V140H251ZM254 141H256V140H254ZM260 141H259V143H260ZM41 142V144L43 143V145H46V149H43V148H45V146H43V145H39L40 147H38V143H40ZM128 142V143H129ZM258 141H256V143H257ZM121 143V142H120ZM123 143V142H122ZM254 143V146L253 147H257L256 148V150H258L257 152H259V147L261 146L260 144H257L256 146H255V142H253ZM252 143V144H253ZM72 144V145H71ZM240 144H241V142H240ZM248 144V143H247ZM250 144V143H249ZM261 144H263L262 142H261ZM75 146V148H74V146ZM244 145H246L245 143L243 144V147H244ZM258 145H260L259 147H258ZM58 146V148H56ZM61 146V147H60ZM70 146V147H69ZM99 146V145H98ZM263 146H264V144H263ZM29 147V148H28ZM60 147V148H59ZM243 147H240L239 148V150L237 151V154L238 155H240V156H242L243 155V159H245L246 157V160L248 159L249 160V158H248V156H247V152L248 151H242L241 149L243 148ZM51 148V149H50ZM52 148H54L53 150H52ZM74 148V149H73ZM261 148V147H260ZM32 149V150H31ZM34 149V150H33ZM39 149H41V153L39 152H37ZM76 149H79V150H76ZM245 149V148H244ZM247 149V148H246ZM255 148H253V150H254ZM26 151V152H28L29 150L30 151H32V153L30 154L29 152H28V154L26 153V152H23V151ZM58 150V151H57ZM99 150V151H98ZM249 150H250V148H249ZM253 150L252 151H249L250 153L251 152H253ZM262 150H264L263 149V147H262ZM23 153H22V152ZM34 151H36L37 153H34ZM57 151V152H56ZM109 151V152H110ZM71 152H73V153H71ZM107 152V153H106ZM242 152V153H241ZM254 152H255V150H254ZM253 152V153H254ZM256 152V153H257ZM263 152V151H262ZM21 153V154H20ZM26 153V154H25ZM70 154V157L73 159H69L68 160V158H69V155H67V157L64 159V157L66 156V154ZM246 153V154H245ZM260 153H261V150H260ZM20 154V155H19ZM23 154V155H22ZM71 154H73V155H71ZM75 154V155H74ZM105 154H107L106 156H105ZM26 155V156H25ZM51 155V156H50ZM116 155V156H117ZM245 155H246V157H245ZM251 155V154H250ZM253 155V154H252ZM255 155V157L254 156H252V157H254V158H257L259 155H258V153L257 154H254ZM257 155V156H256ZM73 156V157H72ZM262 156V155H261ZM260 156V157H261ZM93 159H91V158ZM122 157V158H121ZM251 157V158H252ZM94 158H96V161H95V159ZM113 159V158H115V159H113L114 161L116 160L118 163H115V164H113V162L111 163L110 162V159ZM171 158V157H170ZM170 158H168V159H170ZM262 158L264 159V155L262 156ZM76 159V160H75ZM102 160V162H100V160ZM109 159V160H108ZM111 159V160H112ZM24 161V162H22L21 163V161ZM91 160H92V162H91ZM98 160V161H97ZM170 160H174V157H173V159L171 158ZM170 160H167V161H170ZM246 160H245V162H246ZM256 160V159H255ZM258 160V159H257ZM256 160V161H257ZM260 161H262V159H259ZM72 161V162H71ZM136 161L138 162V163H136ZM256 161H254V162H256ZM259 161V163L261 164V162ZM264 161V160H263ZM248 162V161H247ZM249 162H251V161H249ZM253 162V163H254ZM258 162V161H257ZM64 163V164H63ZM71 163V164H70ZM76 163V164H75ZM139 163L141 164V166H140V168H139ZM170 163V162H169ZM79 164V165H78ZM113 164V165H112ZM138 164V165H137ZM68 165V167H66ZM87 165H89V167L87 166ZM171 165V164H170ZM169 165V166H170ZM25 166H27L26 168H24ZM44 166H47V167H49V168H47V167H44ZM86 166L88 167V168H86ZM260 166V165H259ZM262 166H264V163H262L261 164V166H260V168L262 167ZM21 167V168H20ZM44 167V171H45V168H47L48 170H47V173L48 174H46V172H44L45 173V175H43V173L41 174V175H43V176H47V179L44 181L45 182V184H43V185H38V183H37V185L36 186H34L32 189L30 188V187H28L31 183L30 182H32L33 184L32 185H35L34 184V182H36L37 181V177L38 176H40L39 175V172H42L43 170H42V168ZM63 167H65L64 169H68V170H60V169H62ZM83 168H85V169H83ZM132 168V169H131ZM254 168V167H253ZM253 168L251 169L252 170V172H253ZM257 168H259L258 166H257ZM22 169H26V170H24L20 175L18 174L19 172H21L22 171ZM41 169V170H40ZM72 169V168H71ZM129 170H131V172L129 171ZM135 170V171H134ZM250 170V171H251ZM16 171L18 172L17 173V175L18 176H16ZM49 171V172H48ZM137 171V172H136ZM139 171V172H140ZM176 171V170H175ZM257 171H259V172H257ZM261 171V169L260 170H256V167H255V169H254V172L257 174V173H259L258 174V177L261 179H259L261 182V184L259 183V180L257 181V179L256 178H253V179H251V180H254V179H256V180H254V181H256L257 183H256V186L258 185V183H259V187H260V185H261V188H260V190H262L263 188H264V168L262 169V171ZM73 172L75 173V174H73ZM138 172V173H139ZM143 172V171H142ZM240 171H238L237 172V174L239 173ZM242 172H244V174L243 175H241L242 174ZM248 171L246 170V171H243V170H241V172L237 175H234L235 177H234V179H239V182H240V180H241V178L243 177L244 179H246L247 181H248V179H249V181H250V177H251V172H249V173H247ZM37 173V174H36ZM145 173V172H144ZM144 173H139L138 175H135V174H131V184L132 183H134V185H136V187L137 186H140L141 184V182L143 181V179L145 180L146 178H147V175H145ZM254 173V175H255V177H257V175ZM263 173V174H262ZM168 174V173H167ZM261 174H262V177H261ZM36 175H38V176H36ZM185 174H182L181 176H184ZM254 175H252V176H254ZM260 175V176H259ZM16 176V177H15ZM43 176H42V178H43ZM86 176V177H85ZM180 176V175H179ZM213 176V175H212ZM240 176H241V178H240ZM248 176V177H247ZM15 177V178H14ZM55 177V178H54ZM78 177V178H77ZM81 177V178H80ZM83 177H85V178H90V177H92V178H94L95 180H94V185L92 184V186L90 185V186H86V182H84L86 179L85 178H83ZM36 178V179H35ZM40 178V177H39ZM57 178V179H56ZM83 178V179H82ZM88 178V179H89ZM169 178H170V176H169ZM242 178V179H243ZM248 178V179H247ZM32 179V180H31ZM87 179V180H88ZM103 179H107L106 181H104ZM171 179V178H170ZM243 179V181L244 182H247V181H245ZM83 180V183H85V184H83L81 181ZM240 182V184H247V183H244V182ZM253 181V182H254ZM39 182V184H40V182H43V179L40 181H38ZM79 182H81V184H83V186H81L80 188H81V190H78V191H76L77 190V188H78V184H80ZM29 183V184H28ZM99 183V184H98ZM129 183V182H128ZM129 183V184H130ZM250 183V182H249ZM263 183V184H262ZM80 184V185H81ZM102 184V185H101ZM130 184V185H131ZM251 184H252V182H251ZM254 184V183H253ZM8 185V186H7ZM79 185V186H80ZM100 185V186H99ZM263 185V186H262ZM40 186V187H39ZM43 186H44V188H43ZM39 189V190H36L37 188ZM77 187V188H76ZM106 187V186H105ZM128 187H129V185H128ZM131 188H132V186H130ZM134 187V186H133ZM136 187H135V189H136ZM30 188V190H28ZM76 188V189H75ZM127 187H125V189L124 190H127L126 189ZM237 188V187H236ZM18 189V190H17ZM79 189V188H78ZM112 189V188H111ZM233 189V188H232ZM235 189V188H234ZM234 189L233 190H231L230 191V193H229V190H227L228 191V193H226L225 192V199H227L224 203L226 204L227 202V204H229V202L231 201V199L236 195V190H235V192H234ZM24 190L26 191V190H28L27 192H24ZM35 190V191H34ZM130 190V189H129ZM129 190H128V193H130L129 192ZM258 191V192H260V193H262L261 191ZM264 190V189H263ZM34 191V195L35 196H32L31 197V195H33L32 194V192ZM110 191H113V190H110ZM31 192V193H30ZM36 192V193H35ZM120 192V193H119ZM118 193L119 194H121L122 196H118V197H116L117 195H119L117 192V195H116V193L115 192H112V195L113 196H115L114 198H118V199H123V198H125V195H127V192H125V193H123L122 194V192H123V190H121V191H119ZM135 192V191H134ZM257 192V193H258ZM110 193V192H109ZM239 193H240V190H239ZM30 194V195H29ZM232 194L234 195L233 197H232ZM238 194V193H237ZM256 194V193H255ZM4 195H8L9 196V199H11L10 201H8V202H6L5 201V204H4V200L2 199V197L4 196ZM111 195V194H110ZM109 195V196H110ZM230 195V196H229ZM262 195V194H261ZM13 196V197H12ZM108 196V195H107ZM128 196V195H127ZM127 196H126V198L125 199H127ZM227 196V197H226ZM105 197V198H104ZM111 197L112 196H110L109 197V199H111ZM119 197H122V198H119ZM229 197L231 198L229 201H228V199H229ZM237 197V196H236ZM235 198V197H234ZM263 198V197H262ZM224 199V200H225ZM2 200V201H1ZM223 200V201H224ZM233 200V199H232ZM110 201V200H109ZM108 201V202H109ZM117 201V200H116ZM259 201V200H258ZM264 201V200H263ZM114 202H115V199H114ZM3 203V204H2ZM119 203V201L117 202V204ZM223 203V204H224ZM263 203V205H264V202H262ZM20 204L22 205V206H20ZM226 204V205H227ZM231 204V203H230ZM13 206V207H12ZM76 206V207H75ZM18 207H23V208H21L20 210V212L18 211ZM246 207V206H245ZM264 207V206H263ZM11 208H13V209H11ZM6 209V210H5ZM73 209H75L74 211H72ZM105 210V209H104ZM117 210V209H116ZM255 210V209H254ZM11 211V212H10ZM17 213H19V214H17ZM72 211V212H71ZM248 211H249V213H248ZM262 211V210H261ZM260 211V212H261ZM2 211H0V216H2L1 214L2 213H4V212H2ZM254 212V211H253ZM4 213V214H5ZM13 213H15V214H13ZM248 213V214H247ZM95 214V215H94ZM251 216H250V215ZM93 215L94 216H96V217H93ZM103 215V214H102ZM243 217H242V216ZM255 215V216H254ZM226 216V215H225ZM250 216V217H249ZM6 217H7V220H6ZM33 217H35V219H36V221H35V223L32 221L34 218ZM5 218V219H4ZM15 218V219H14ZM33 218V219H32ZM138 218V219H137ZM143 218V219H142ZM146 218L148 219L147 221L150 223V225H149V223L146 221ZM153 218V219H152ZM169 218H170V220H169ZM171 218H174L172 221H173V226H172V222H171ZM179 218H181V219H179ZM185 218H186V220H185ZM190 218V219H189ZM4 221H3V220ZM24 219V220H23ZM32 219V220H31ZM110 219H112V220H110ZM126 219V220H125ZM150 219V220H149ZM152 219V220H151ZM154 219H156V220H154ZM158 219V220H157ZM176 219V220H175ZM233 219H235V218H233ZM16 220V221H15ZM22 220V221H21ZM32 222H31V221ZM48 220H50V221H48ZM116 220V221H115ZM122 220V221H121ZM134 220H137V221H135L134 222ZM140 220L142 221V223H143V220H145L146 221V224H147V228H146V225H145V227H144V225L143 224H141V227L137 224V223H139L140 222ZM193 220V221H192ZM218 221V223H216V225H217V228H218V226H219V229H222V227H225L224 225H222L223 223H225L224 221H225V219H223V217H218V219H217ZM222 220V221H221ZM15 221V222H14ZM21 221V222H20ZM29 221H30V223H29ZM111 221H112V223H111ZM115 221V222H114ZM145 221H144V223H145ZM155 221V222H154ZM178 221L180 222V223H178ZM185 222V223H187L186 225V227H185V229H183V227L185 226V224L183 223V222ZM197 221L199 222V223H197ZM239 221V222H238ZM260 221V222H259ZM17 222V223H16ZM105 222V223H104ZM135 223V224H133L132 225V223ZM165 222H166V225H167V223H168V225L167 226H165ZM174 222H176L177 224H178V226L176 225V227H177V231L178 232H176L175 231V226H174ZM204 222H206V221H204ZM203 222V223H204ZM34 223V224H33ZM110 223V224H109ZM141 223V222H140ZM160 223V224H159ZM164 223V225H162V224ZM169 223H170V227H169ZM208 224H207V226L206 227H208V225L209 224H211V223H209V219H208V222H207ZM214 223H215V221H214ZM260 223V224H259ZM264 223V222H263ZM103 224H105L104 225V227L107 225V228H106V230H105V228L104 227H102V225ZM137 224V225H136ZM156 224H157V227H156ZM182 224H184V226L182 227ZM34 225V226H33ZM188 225H191V227L193 226L195 229H193V228H190V226H188ZM225 225H226V223H225ZM240 225V226H239ZM257 225H259L258 226V228L256 227ZM136 228V230H133L134 229V227ZM145 228H143V227ZM150 226V227H149ZM161 226H162V228H161ZM210 226V225H209ZM255 226V227H254ZM102 227V228H101ZM111 227V228H110ZM158 227H160L161 229H162V231H160L159 230V228ZM179 227V228H178ZM201 227V228H202ZM221 227V228H220ZM236 227V228H235ZM263 227H264V225H263ZM43 228V229H42ZM75 228V229H74ZM104 228V229H103ZM139 228V229H138ZM174 228V230H173V234L171 233V231H172V229ZM187 228L189 229V231L191 232V229H193V230H195L194 232H196L197 231V233H195V234H197V235H195L194 233H187L185 230H187ZM199 229V230H197V229ZM255 228V229H254ZM25 229V230H24ZM45 229V230H44ZM102 229V230H101ZM153 229H154V232H152V233H154L155 234V238H154V234L153 235H149V233L151 232V231H153ZM164 229H166L165 231H164ZM214 229V230H213ZM257 229V230H256ZM17 230V231H16ZM39 230V231H38ZM70 230V231H69ZM96 230H101L100 232H101V235H100V233L98 234V231L96 232ZM131 230H133L132 232H134V234H136V236H135V239H134V241L136 240V238L138 237L139 238V236L142 238V235L141 234H143L144 232L145 233H148V236H147V234H145L144 233V237H145V239L147 238L148 240L145 242L144 240H143V238L140 240V239H138L139 240V242H138V245L139 246H137V242H134L133 240H131V243H129V244H131L130 246L128 245V241L134 236V234L132 235V233H131ZM139 230H140V233H139ZM148 230V231H147ZM159 230V231H158ZM167 230H169L170 231V233H171V235H169L170 237H168V238H172L171 236H173L174 235V233L176 232V233H178L177 235H176V237L178 236V239H180L179 240V242L181 243H177L175 240H177V238L176 239H171L170 241H169V239L167 238V234L165 233ZM192 230V231H193ZM204 230V231H203ZM234 230H236L235 232H234V234L232 233ZM240 230V231H239ZM111 231V232H110ZM188 231V230H187ZM258 231H260L261 233L259 234L260 236H257L258 235V233L257 232ZM30 232V233H29ZM33 232V233H32ZM64 232V233H63ZM105 232V233H104ZM108 232H110V233H112V234H109V235H107L108 234ZM181 232V233H180ZM256 232V234H254ZM25 233V234H24ZM65 233H67V234H65ZM139 234V236H137L138 234ZM161 233V234H160ZM163 233V234H162ZM165 233V234H164ZM187 233V234H186ZM66 235V237H67V235H69L68 236V239L66 238V237H63V235ZM128 234V238L129 239H127V236H126V238H124V236L125 235H127ZM190 234H191V236H190ZM221 234V235H220ZM228 234V235H227ZM14 235H18V236H14ZM95 235H97L96 237H95ZM98 235H100V237H102V238H99V239H97V237H99ZM110 238V239H108V237ZM113 237H112V236ZM161 235V236H160ZM162 235H165V236H163L162 237ZM211 236L210 238H212V237H214L215 236V238H217L218 240H219V242L221 243H225L226 245H222V243L221 244H218L217 243V240H216V243H214V240L212 239L211 241H209L210 240V238L209 239H207L208 237H206V242H204L203 240H204V238L205 237H203V236ZM213 235V236H212ZM226 235H227V238H226ZM21 237V239L19 240V239H17V237ZM111 236V237H110ZM199 236H200V239H199ZM202 236V237H201ZM256 236V237H255ZM16 237V238H15ZM19 237V238H20ZM24 237V238H23ZM153 237V238H152ZM164 237H165V239L167 238V243H168V246L170 245V244H174L175 242V246H174V248H173V246H172V248L170 247H167V249L165 248L166 246H167V243H166V245H164L165 243V241H164ZM196 237H198V240L196 241V242H194V245L191 243V247L189 246L188 248H186L187 247V245H189V243H187V245H186V242L187 241H184V240H186L187 238V240H190L189 238H191V240L190 241H193V239H195ZM230 239H229V238ZM252 237H254V238H252ZM260 237L262 238V239H260ZM28 238V239H27ZM111 238H112V240H111ZM163 238V239H162ZM175 238V237H174ZM185 238V239H184ZM203 238V239H202ZM239 238H241V240L239 239ZM23 239V240H22ZM125 239H127L128 241H126ZM155 239H159V241L158 240H156V241H153V240H155ZM183 239V240H182ZM197 239V238H196ZM252 241H251V240ZM19 240V241H18ZM64 240H65V242H64ZM161 240V241H160ZM236 240V241H235ZM259 240V241H258ZM262 240H263V242H262ZM15 241H18V242H15ZM153 241V242H152ZM200 241V242H199ZM209 241V242H208ZM213 241V242H212ZM228 241H235L234 242V245H233V242H230V243H228ZM237 241H238V243H237ZM252 243H251V242ZM23 242H25L26 243V245L23 243ZM101 244H100V243ZM103 242V243H102ZM161 242V243H160ZM163 242V243H162ZM169 242H170V244H169ZM199 242V243H198ZM202 242H204V244H203V248H204V250H202L201 249V247H200V245L202 244ZM211 242V243H210ZM261 242H262V244H261ZM134 243V244H133ZM150 243V244H149ZM154 243H156V244H158V246L156 247L155 245H154ZM185 243V244H184ZM215 244V252H213V250H214V245L213 244ZM232 243V245H228V244H231ZM236 243L237 244H240V245H236ZM257 243V244H256ZM20 244V245H19ZM24 244V245H23ZM27 244H29V245H27ZM146 244V245H145ZM205 244H206V246H205ZM218 244V246L216 247V245ZM249 244H250V246H249ZM255 244V245H254ZM31 245H33V247L31 246ZM197 245H198V248L200 249V250H198V249H196V247H197ZM213 245V246H212ZM248 245V246H247ZM256 245H257V247H256ZM261 245V250H260V246ZM27 246H29V247H27ZM150 246V247H149ZM182 246V247H181ZM210 246V248L208 249V247ZM235 246V247H234ZM239 246V247H238ZM253 246H255V248L253 247ZM263 246V247H262ZM192 247H194L193 248V250H192ZM223 247L225 248V250L227 251V253H225L224 254V250H223ZM231 247H234V248H232L231 249ZM258 247H259V249H258ZM150 248H151V250H150ZM152 248H154L156 251H154V249H152ZM163 248V249H162ZM175 248H176V250H175ZM190 248H191V252L189 251L190 250ZM206 248V249H205ZM222 248V249H221ZM236 248V249H235ZM246 248V249H245ZM257 248V249H256ZM180 249V250H179ZM186 249H188V250H186ZM213 249V250H212ZM217 249V250H216ZM235 249V250H234ZM146 250V251H145ZM167 250V251H166ZM174 250H175V252H177V253H179V254H173L174 253ZM198 250V251H197ZM202 250V251H201ZM211 252H210V251ZM256 250V251H255ZM16 251V252H15ZM134 251H136L135 253L137 254L138 253V251L140 252V253H138L137 255L135 254V253H131V254H129L130 252H134ZM148 251H149V253H148ZM169 251H171V253L169 252ZM182 251V252H181ZM184 251V252H183ZM186 251L188 252H190L191 254H189L190 256H192V257H190V258H188L189 256H187V254L189 253H186ZM193 251H195V252H193ZM197 251V252H196ZM205 251H207V253L204 252ZM220 251V252H219ZM233 253H232V252ZM243 251V252H242ZM199 252V253H198ZM213 252V253H212ZM48 253H50L49 255H48ZM141 253H144V254H141ZM145 253H147V255H145ZM194 253H196V256H195V254ZM214 253L217 255H215V256H213L214 255ZM221 253V254H220ZM246 253V254H245ZM253 253H254V255H253ZM259 253V254H258ZM16 254H17V256H16ZM135 254V255H134ZM151 254H152V257H151ZM205 255V256H202V255ZM148 255H150V256H148ZM154 255V256H153ZM198 255H199V258H198ZM228 255L229 256H231V258H226V257H228ZM260 256V258H259V256ZM112 256V257H111ZM132 256L134 257V258H132ZM220 256V257H219ZM256 257V259L255 260H258V261H255L254 260V258ZM108 257V258H107ZM109 257H111L112 258V260H111V258L109 259ZM124 259H123V258ZM126 257V258H125ZM202 257V258H201ZM206 257H208V258H206ZM242 257H243V259H242ZM245 257V258H244ZM123 259V260H118V259ZM127 258H129V259H127ZM130 258H132V259H130ZM145 258V259H144ZM201 258V259H200ZM205 258V260H203ZM217 258V259H216ZM221 258H223V260L221 259ZM234 258V259H233ZM239 258V259H238ZM247 258V259H246ZM248 258H249V261H247L248 260ZM250 258H252V259H250ZM258 258V259H257ZM126 259V260H125ZM144 259V260H143ZM215 259H216V261H215ZM219 259V260H218ZM221 259V260H220ZM28 260V261H27ZM147 260H148V262H147ZM203 260V261H202ZM240 260H242L241 262H240ZM27 261V262H26ZM125 261V262H124ZM134 261H136V262H134ZM150 261H151V263H150ZM211 261V262H210ZM232 261V262H231ZM244 261V262H243ZM253 261V262H252ZM115 262V263H114ZM131 262V264H133ZM145 262H147V263H145ZM213 262V263H212ZM216 262V263H215ZM246 262H245V264H246ZM257 262V263H256ZM123 263H121V264H123ZM128 264H129V262H127ZM126 263V264H127ZM226 263V264H227Z\"/></svg>",
    "mask_w": 264,
    "mask_h": 264
}]
</instances>
